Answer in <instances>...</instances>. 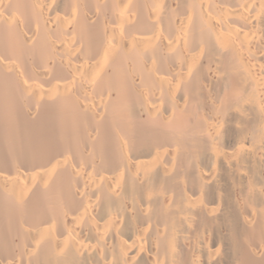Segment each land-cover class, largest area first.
<instances>
[{"label": "bare ground", "instance_id": "obj_1", "mask_svg": "<svg viewBox=\"0 0 264 264\" xmlns=\"http://www.w3.org/2000/svg\"><path fill=\"white\" fill-rule=\"evenodd\" d=\"M0 264H264V0H0Z\"/></svg>", "mask_w": 264, "mask_h": 264}]
</instances>
